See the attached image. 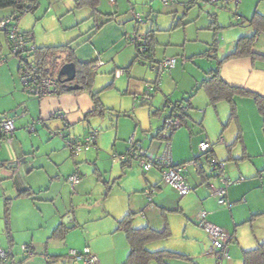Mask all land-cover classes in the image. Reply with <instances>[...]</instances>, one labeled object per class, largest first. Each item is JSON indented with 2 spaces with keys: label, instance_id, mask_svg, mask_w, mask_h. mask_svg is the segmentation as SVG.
Wrapping results in <instances>:
<instances>
[{
  "label": "crops",
  "instance_id": "crops-1",
  "mask_svg": "<svg viewBox=\"0 0 264 264\" xmlns=\"http://www.w3.org/2000/svg\"><path fill=\"white\" fill-rule=\"evenodd\" d=\"M77 1L72 3L75 7L73 9L81 11L75 14L83 13L74 15L75 24L68 28L72 29V34L67 36V41L73 40L59 46L70 44L75 62L93 65L92 73L99 72L112 63L115 66H125V57L130 56L132 59L135 53L130 65L133 68L134 62H138L135 61L136 47L128 41L127 36L145 25L136 27L133 13L143 15L149 11L144 20L152 19L150 28H153L162 14L159 12V7L163 5L161 0H115L114 3L108 0L110 13L99 10L102 0H97L95 8L91 6L93 0H85V5L79 7ZM239 1L236 4L235 0H229L226 8H221L225 12L224 19H235L239 27L225 31L229 39L219 49L223 56L219 62V74L228 86L252 95L236 94L234 118H231V105L226 101L213 106L208 100L207 106L211 108L208 111H189L192 109L190 106L183 122L186 126L189 123H200L201 135L193 134L185 126L186 131L179 133L176 140L174 133L171 136L176 145L175 164L195 159L197 146L207 140L212 145V155L219 161L226 162L225 175L232 181L244 178V181L228 189L227 200L230 207L220 206L210 196L208 184H216V179L210 172L206 158L201 159V169L189 167L185 171L186 182L193 189L187 196L180 197L174 188L163 182L162 173L158 169L144 173L133 160L124 162L119 159L110 162L106 153L97 149L74 155L66 148L63 140L52 136V132L64 130L68 134L85 136L91 131H98V145H107V134L100 135L102 132L96 129H107L98 125L99 120L106 119L107 110L124 109L120 106L122 100L118 99L115 104L109 99L106 90L119 87L118 81L125 78V72L117 78L116 68L112 84L103 88L93 86V79L90 89L71 91L70 87L77 85L74 82L64 84L57 96L32 97L23 90L19 82V62L11 56L6 34L0 32L3 34V37L0 35V59L11 56L0 67V115H10L22 109L14 119L16 131L11 145L3 144L0 147V248L10 249L13 253L9 260L0 261V264H82L73 259L69 251L83 250L85 247H89L97 255L99 264H126L128 258L126 259L125 253L128 250L129 255L130 247L120 223L132 214L138 216L134 223L146 224L145 227L153 230H156L153 225L160 224L159 214L162 219L168 214L167 221L171 229L175 230L176 224L180 222L192 244L196 248L200 247V255L206 253L210 256L207 253L210 247L209 237L197 224L199 212L196 216L197 209L207 210L210 213L209 220L232 235L229 243L231 258L222 264H244L243 252L255 249L264 242V125L253 97H264V0ZM133 3L139 5L140 10L136 11ZM194 5L192 2L190 8ZM181 11L179 6L164 11V15L169 14L167 20L171 19V30ZM11 14V10H0V20ZM213 17L216 23L218 16ZM84 22L87 23L82 27L74 28ZM178 27L177 25L175 28ZM21 29L32 35L38 48L59 47L47 44L45 38H38V34L32 32L29 25H24ZM257 34L260 35L256 37ZM157 37L153 35V43L157 47L151 48L150 43L151 61L155 60L156 64L168 55V50L160 47H165V44ZM250 37L254 39V56L224 60L235 52L241 39ZM216 43L217 41L214 44ZM159 51H163L160 57L157 54ZM59 56L63 61L61 65L68 63V54ZM98 63L102 65L96 69ZM130 66L128 70L131 71ZM210 71L204 72L206 77ZM166 76L170 77L171 73ZM197 81L191 76L186 90L180 94L189 93L194 88L200 91ZM127 82L128 91L125 94H131L134 84L132 78ZM137 89L140 90V87ZM117 92L119 95L124 94L119 90ZM152 93H164V90L162 88V92ZM93 94L98 95V100L105 109L102 116H89L97 109ZM175 94H162L169 107V110L165 108L163 111L153 105L155 97L161 100V95H152L151 101L148 99L144 102L133 97V103H139L140 108L132 109L129 106L121 112L130 113L131 117L123 126L128 128L126 135L120 130L119 122L113 126L114 130L119 128L118 133L123 137L136 132L137 141L143 148L153 155L160 154L167 140L159 136L160 131L155 134L154 124L151 126V122L164 124V116L171 113V107L181 105L179 101H172L173 97L178 96ZM126 99L130 104L131 99ZM225 104L229 108L227 112ZM228 120L229 124L226 122ZM30 124L34 125L33 132L26 130ZM148 129L151 134L146 132ZM116 139L115 133L114 144ZM219 139H223L225 144H221ZM118 148L120 147H115L116 153L124 152L123 148ZM75 171L81 175L82 180L74 191L68 178ZM147 186L156 191L152 206L147 205L144 195L136 194V191H142ZM92 194L93 198L89 196ZM143 212L145 216H142ZM176 213L181 214L180 219L172 216ZM23 245L32 247L35 252L27 261L21 249Z\"/></svg>",
  "mask_w": 264,
  "mask_h": 264
},
{
  "label": "rangeland",
  "instance_id": "rangeland-1",
  "mask_svg": "<svg viewBox=\"0 0 264 264\" xmlns=\"http://www.w3.org/2000/svg\"><path fill=\"white\" fill-rule=\"evenodd\" d=\"M74 1L75 0H56V1L39 0L37 9L22 17L20 21L21 28H23L24 25L26 26L29 25V27H31L32 32H35L38 34V38L39 37L45 38L46 40L45 42H48L47 44H54V46H59V44H65V42H69V43L72 42L70 40H73V39H69L67 41V36L69 34H72V29H68V28H70L69 26H71L72 24H75L74 15H81L79 13H83V12H78V14H75L77 13V11H81V9H73L75 8L73 7L74 5L72 4L74 3ZM191 1L193 2L194 0H177L176 4L169 6L166 9L165 7H162L164 5L161 4L162 6L159 7V12H162V14H161L160 19L155 21L154 27L150 28V25H152V19H149V21L144 20V22H146L144 23L145 25L143 24L144 26H141L138 30L141 34H144L149 37V40L152 43L151 48L157 47V44L153 43V35H157L158 40L159 41L161 40V43L165 44V47L160 46L161 49L168 50L167 51L168 55H165L166 57L164 59L175 58L178 61L175 68L171 70V76L170 77L166 76L163 80V83L161 84V87L163 88L164 93H166L167 96H171L173 93H176L175 95H178V96L173 97L172 101L174 102L179 101L181 102V105L184 107L192 106V109H189V111L198 112L199 110H202V109H205L206 111H208L209 109L211 110V108L207 106L209 98L203 89L200 88L201 89L200 91H196V88H194L189 93H184V94H180V93L183 92V90H186L188 86V79H190L191 76H194V78L198 80L197 86L200 87L203 80L207 78L204 72L205 71L208 72L211 69L214 70L218 68L219 62H221L222 57H223L221 52H219V49L224 47L227 44L228 39H229V37L225 35V31L228 30L229 28L239 27V26H237V22L235 21V19L233 20L230 19L229 21H227L228 19L226 20V18L224 19L225 12H223V9H219L218 11L214 13L211 12L209 5L207 3V0H196L194 3L195 5L192 8H190L191 3H192ZM107 3H108V0H102L99 10L105 13L106 12L110 13L111 9L109 8ZM178 6H179V10H182V11L181 13L178 14L177 18L174 21V24H173L174 29L171 30L172 28L171 21H170L171 19H169V21L167 20L168 19L167 16L169 14L164 15L163 13H166L164 11H167L171 8L174 9L175 7H178ZM139 7H140L139 5H136V4L134 5V8L136 11L140 10ZM149 13L150 12L147 11L146 14L149 15ZM146 14L143 13V16L145 19H147V16H148ZM212 14L218 16L217 18L218 20H216V23L213 17L214 15ZM85 23L87 22L75 25L74 28L82 27L83 25H85ZM177 25L179 27L175 28ZM86 32H89V30H87ZM0 35H2L3 37V34H0ZM215 41H217L216 44H214ZM131 49L132 51H134V48L132 46H131ZM157 54L160 57V55L163 54V51L161 52L159 51L157 52ZM9 57H7V59ZM134 57H135V53L132 59H130V56L125 57V61H123V64H126L125 66L123 65L115 66L112 63V65L102 68L99 72L97 71L93 72V79L95 80L93 86L95 85L96 87L101 86L102 88L104 86H109V84H112L114 80L113 72L115 71L116 68H118L117 71L125 72V78H123V80L118 81L119 87H113V89L109 88L108 90H106L109 99L115 104L117 103L118 99L122 100L120 106H122L124 109H120V110L114 109L115 111L107 110L106 112L108 114L106 115V119L99 120L100 122H98L99 123L98 125H102V127L104 128L106 127L107 129L106 130L101 129V128L96 129V130H99L100 133L102 132V134L100 135L107 134V137H109V143L107 145L102 146L100 144L98 145L97 143V150L100 152L102 151L105 152L106 156L108 157L107 159L110 162L116 161L119 159L121 160L122 157L127 155L128 150H129L128 139L131 136L134 135L136 144L141 146V144L137 141L136 132H131L126 137H123L122 134L119 135L118 133L119 128L126 135L125 131H127L128 128L123 127V126H124V123L128 119H131L130 113L125 114L121 112L122 110L128 109L129 106H131L132 109L140 108L139 103H133V100H134L133 97L141 100L143 97H145L148 86L153 85L154 82L156 81V74L155 72L151 70V66L156 64L155 60L151 61V57L150 59L146 58L144 61L145 64L143 66L139 65L138 62L136 63L134 62V66L132 68L130 65ZM2 59H5V58H2ZM10 59L11 58H9V60ZM62 62L63 61L61 59V56H58L57 62H56L57 70H59V68L61 67ZM129 66L130 68H132L131 71L128 70ZM57 70L55 72H58ZM131 78L134 83L131 87V90H132L130 91L131 94H125V92L128 91L127 80ZM166 79H167V82H165ZM137 87L138 88L140 87V90L137 89ZM117 90H119L121 93H124V94L119 95ZM164 93H157V94L151 93L150 94L151 96L149 97V100L151 101L152 95L154 96L161 95V98H162L161 100L160 99L158 100L157 96L155 97L153 105L155 108H157L158 110H162V111L166 110L165 108H168L169 110V107L166 106L165 98L162 96V94ZM126 98L131 99L130 104L127 103L128 99ZM225 105H226L225 109L227 112V109L229 108H227L228 107L227 104ZM165 113L167 114V111H165ZM190 115L192 116V114ZM164 117L166 118L167 115ZM118 122H119V128H117L118 130L116 131L114 130L113 126L115 125V123L117 125ZM152 122H151V126L154 124L153 130L155 134H157L160 131L159 133L160 137L166 138L167 136H169L170 132L165 129L164 124H161L158 121H152ZM226 122L227 124L230 123L229 120ZM30 126H33L34 128V125L30 124L27 126L26 130H28ZM147 126H149V123L147 124ZM185 126L186 125L183 122V126H182L183 128L173 132L175 140H176V136L179 133L186 131ZM187 126L186 128L187 129L189 128L193 134L201 135L202 132L200 128V123H197L194 125L189 123ZM149 129L151 130L150 127ZM149 129L146 130V132H150L151 134V131ZM92 132L93 131H91L90 133ZM115 133L117 136V139H116L117 141L114 144ZM78 136H82V135H78ZM205 141L209 142L207 140ZM169 143L171 145L172 160L175 163L174 158H175V153H176V145H175L174 140H170ZM115 147H120L118 148V150H121L123 148L124 152L121 154L116 153L117 151ZM164 148L162 152L158 155H153L149 153V151L145 148H143V150L146 151L148 157H156V156H160L163 153ZM198 155H199V152L198 150H196L195 156L197 157ZM154 170L155 169H153L152 171ZM140 173H142L141 170H140ZM79 176H80V182H81L82 177L80 174ZM148 188L149 187L147 186L142 191H136L138 192L136 194L138 195L142 194L146 198V195L144 192ZM75 194H77V191ZM89 196L92 198L94 197L93 194ZM103 199H105V196L103 197ZM196 211H197L196 212V216H197L199 209H197ZM100 212H102V210H100ZM179 215L181 214L176 213V214H173L172 216H174L177 219H180ZM136 216L137 215H133V214L131 216V226L133 228L140 229L142 227L147 226L146 224L139 225L138 223H134V219L138 217ZM142 216H145L144 212L142 213ZM168 216H169L168 214H165V218L162 219L160 218L161 215L159 214L160 224L153 225V227L156 230H163L167 226L170 231V237L165 240H158V241L147 244L146 250L150 252H159V251L173 252V253L185 255L189 258V260H184V259H178L174 257H166L165 258L166 264H218L217 260H215L214 259L215 257H213L212 255L208 256L206 255V253H203V255H200V251H199L200 247L198 246L196 248V246L192 244L191 239L187 236L186 231L184 227L182 226V224H180V222L176 224V229L172 230L170 227L169 221H167ZM139 219H142V218H139ZM141 221H144V219H142ZM124 243H125L124 245L127 247L128 244H126L125 239H124ZM0 249H3V248H0ZM78 251H82V250H78ZM127 255H128V250H126V253H125L126 259L128 258ZM150 264H160V263L159 261L153 260Z\"/></svg>",
  "mask_w": 264,
  "mask_h": 264
},
{
  "label": "built area",
  "instance_id": "built-area-1",
  "mask_svg": "<svg viewBox=\"0 0 264 264\" xmlns=\"http://www.w3.org/2000/svg\"><path fill=\"white\" fill-rule=\"evenodd\" d=\"M112 3L115 0H111ZM165 7L176 4L177 0H161ZM239 0H235L239 4ZM211 12H216L221 8L226 7L229 0H207ZM133 13V11H132ZM134 14V22L136 27L144 24V17L142 14ZM20 19L16 15H9L0 20V30L6 33L10 47L11 55L17 58L20 62V76L19 81L23 90L30 96L36 98H44L59 95V80L57 74L44 73L35 62V57L32 56L36 51V46L33 45L20 28ZM260 34H257L258 37ZM128 41L136 47L137 61L139 65L143 66L144 61L150 51L149 37L141 34L138 29L131 32L127 36ZM6 63V59H0V67ZM177 60L175 58H166L157 64L151 66V70L156 74V81L153 85H149L145 97L141 100L144 102L149 99L153 91L162 92L161 84L164 76L169 75L171 70L176 66ZM102 63L96 64V69ZM123 71H116L115 77L119 78L123 75ZM138 100V98H134ZM189 107L182 105L173 106L171 113L164 119V127L170 132L165 139L167 143L164 151L160 156L148 157L146 151L140 145L136 144L134 135L128 139L129 150L127 155L122 157V161L127 162L134 160L144 173H148L153 169H158L162 173L163 182L174 188L180 197H185L192 191V188L187 184L184 173L189 167L201 169L203 167L202 158H206L208 167L212 176L216 179V184H208L210 196L214 197L220 206L230 207L228 203V189L230 186L244 181L243 178L238 181H232L225 175L224 161H219L212 155V145L209 142L203 141L198 145L199 155L188 162L182 164H175L172 160L170 140L173 132L179 130L183 126V119ZM62 117V115H60ZM30 132L34 131L33 126L28 128ZM16 131L14 119L8 114L0 115V147L3 144L11 145ZM52 136L59 137L65 143L74 155H79L89 150L97 149L98 133L92 132L86 136L71 135L64 130H57L52 132ZM220 143L225 144L223 140ZM68 182L75 191L76 186L80 184V176L75 171L68 178ZM155 189L149 187L145 190L147 205L152 206L154 203ZM209 215L205 210H200L197 218V224L208 235L210 240V247L208 254L213 255L218 264L230 260L229 243L232 241V235L223 228L214 224L209 220ZM25 255V261L29 260L35 255L32 247L27 245L21 246ZM69 255L78 263L82 264H99V259L89 247H85L82 251L70 250ZM13 256L10 249H0V261L9 260Z\"/></svg>",
  "mask_w": 264,
  "mask_h": 264
},
{
  "label": "trees",
  "instance_id": "trees-1",
  "mask_svg": "<svg viewBox=\"0 0 264 264\" xmlns=\"http://www.w3.org/2000/svg\"><path fill=\"white\" fill-rule=\"evenodd\" d=\"M195 1H193V4L195 3ZM85 3H86L85 0H78L77 6L79 7L85 5ZM96 3L97 0H93L91 6L95 8L97 6ZM38 4H39V0H0V10H11L12 14L16 15V17L19 18L21 21L24 15L35 11L37 9ZM0 32L3 31L0 30ZM23 33L28 38H30L31 43L36 46L33 38L31 37L32 35L25 31H23ZM72 52L73 49L71 48L70 44L65 46L48 47V48L46 47L38 48L36 46V51L33 53L32 56L35 57V62H37V65L41 68V70L45 74L50 73V74L58 75V72H55L57 70L56 69L57 57L60 54H68V63L76 64L75 66L77 70H76V79L74 82L79 86L80 89H90L93 83V73L91 71V67L93 65L77 64L73 58ZM150 53L151 52L149 51L146 58L150 57ZM254 55L255 53H254L253 37L243 38L239 41L238 45L236 46L235 52L230 54L224 60L249 57ZM136 60H137V54L135 61ZM219 67L220 65L218 66V68L210 71L207 74V78L203 80L199 88L203 89L206 92V94L209 97L210 104L213 106H215L216 104L222 101L228 102L231 105V118H234L236 116V105L234 102V98L236 94L238 93H241L243 95H252V94L228 86L220 77ZM19 76H20V62H19ZM61 87H64V84H61L59 82V89H61ZM93 97L94 100L96 101L97 109L94 113L90 114L89 116L90 117H93L95 115L102 116L104 114L105 109L100 104L98 100V95L93 94ZM253 97L258 112L262 117L263 125H264V97L258 95H253ZM120 228L124 230L130 247L126 264H150L153 260L159 261L160 264H166L165 263L166 257H174L178 259L189 260L187 256L178 253L167 252V251L150 252L146 250L147 244L158 240H165L170 237V231L168 227H166L163 231H156L149 227L134 229L131 226V217H128L120 223ZM243 263L264 264V242H262L255 249L244 251Z\"/></svg>",
  "mask_w": 264,
  "mask_h": 264
},
{
  "label": "water",
  "instance_id": "water-1",
  "mask_svg": "<svg viewBox=\"0 0 264 264\" xmlns=\"http://www.w3.org/2000/svg\"><path fill=\"white\" fill-rule=\"evenodd\" d=\"M76 79V66L74 63H66L62 65L58 71V80L61 84H72L74 83ZM79 86L75 85L73 87H70L71 91H77L79 90ZM22 109H19L16 112L11 113L9 116L13 119H15Z\"/></svg>",
  "mask_w": 264,
  "mask_h": 264
}]
</instances>
